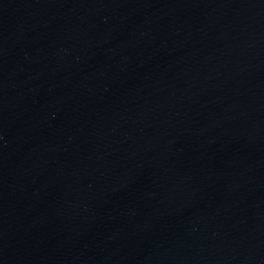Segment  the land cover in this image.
I'll list each match as a JSON object with an SVG mask.
<instances>
[{
    "label": "water",
    "instance_id": "water-1",
    "mask_svg": "<svg viewBox=\"0 0 264 264\" xmlns=\"http://www.w3.org/2000/svg\"><path fill=\"white\" fill-rule=\"evenodd\" d=\"M0 264H264V0H0Z\"/></svg>",
    "mask_w": 264,
    "mask_h": 264
}]
</instances>
